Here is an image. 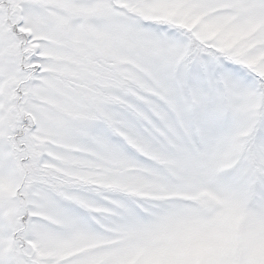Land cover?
I'll return each instance as SVG.
<instances>
[{
	"label": "snow or ice",
	"instance_id": "obj_1",
	"mask_svg": "<svg viewBox=\"0 0 264 264\" xmlns=\"http://www.w3.org/2000/svg\"><path fill=\"white\" fill-rule=\"evenodd\" d=\"M0 264H264V0H0Z\"/></svg>",
	"mask_w": 264,
	"mask_h": 264
}]
</instances>
